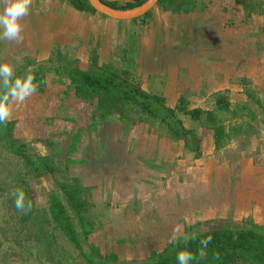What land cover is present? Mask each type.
<instances>
[{
	"label": "crops",
	"instance_id": "1",
	"mask_svg": "<svg viewBox=\"0 0 264 264\" xmlns=\"http://www.w3.org/2000/svg\"><path fill=\"white\" fill-rule=\"evenodd\" d=\"M105 1L117 11L136 9L124 10L134 0ZM242 1L165 0L157 3L145 18L125 21L98 12L78 11L69 0H33L30 14L22 21L24 43L18 47L0 40V54L7 47V56L13 57V61L16 57L17 64L25 60L29 65L32 62L38 65L50 61L60 49L62 57L72 60L82 70L88 69L95 56L101 67L132 73L145 92L164 97L172 109L184 97L190 109L215 111L214 95L223 92L233 109L237 104L251 103L246 91L264 99V0H246L249 9ZM50 73L53 72L46 71V81L38 92L48 100L57 99L71 86L66 78ZM72 93L75 96L73 89ZM50 106L53 115L49 116L56 117L59 109ZM91 112L92 122L84 126L68 117L63 122L68 135L78 137L73 146L80 153L68 152V148L67 152L71 158L85 163L74 167L78 168L79 176L93 178L92 194L103 190L102 180L98 179L102 173L94 171L93 159L105 156L114 165L120 155L130 161L123 172L118 170L119 175L131 177L132 171L139 173L140 179L134 177L132 182L131 177L129 184L119 179L108 189L126 196L143 189L147 201L144 215H150L148 224L154 231H166L169 226L179 224L185 230L212 220L232 221L237 225L252 219L264 226L263 127L252 137L247 150L241 152L235 172L223 156L239 151L237 140H230L216 150L213 135L207 131L202 154L194 158L195 165L190 167L188 161H176L183 150L182 142L159 137L149 128H144V134L141 130L134 133L136 142L125 138L120 141L108 129L91 134L88 128L100 117ZM258 114L262 116L260 110ZM184 119L188 123L185 126L191 128L189 119ZM9 121L15 119L11 117ZM240 122L228 120L227 130L229 124ZM35 124L30 121V131L34 134ZM15 134L17 137L16 126ZM175 162L190 167L186 174L168 168ZM164 176H168V182L163 180Z\"/></svg>",
	"mask_w": 264,
	"mask_h": 264
},
{
	"label": "trees",
	"instance_id": "2",
	"mask_svg": "<svg viewBox=\"0 0 264 264\" xmlns=\"http://www.w3.org/2000/svg\"><path fill=\"white\" fill-rule=\"evenodd\" d=\"M69 1L78 11L97 13L88 0ZM102 1L107 6L118 10L105 0ZM147 1L134 0L127 3L124 10L140 7ZM164 1L159 0L158 3H164ZM241 3L249 9L246 0ZM149 13L150 11L142 18ZM59 52L60 49L56 51V56L46 63L35 65L36 63L32 62L31 65H26L17 76L23 77L26 70L30 69L35 76L34 83L38 85L37 92L42 90L46 81V71L66 78L70 81L76 97L83 99L106 97L109 101L108 112L112 113L116 107H121L119 110L121 118L128 123L140 122L139 117H130L131 113L145 115L152 125L158 126L165 132L168 139L182 142L185 151L192 154L194 158L202 154L203 130L212 133L216 150L223 148L230 140H237L242 150L252 137L259 133V128L257 131L255 125L258 124L264 128V99H258L249 91H246V94L251 103L237 104L233 109L227 100L226 92L214 95L215 111L190 109V104L184 97L180 98L176 107L172 109L167 106L164 97L145 92L132 73L123 69L112 70L110 66L101 67L95 56L92 58L94 62L88 69L82 70L76 67L72 60L62 57ZM94 109L95 114L102 112L99 107ZM258 110L262 112L261 117ZM98 115L102 117L101 113ZM225 115L229 116L228 120L236 119L241 122L229 124L227 130ZM184 118L189 119L193 128L185 126ZM0 144L5 152L23 160L28 173L34 178L48 176L55 178L59 167L50 157L34 154L25 142L16 137L15 122L8 121L6 126L0 125ZM25 193L27 198L31 197L27 192ZM86 193L88 190L82 187L77 179L68 182L54 180L48 198L49 209L41 211L42 220H51L55 224V228L75 247L85 264H178L176 259L178 251L187 248L195 253L199 240L209 235L213 239L207 249V259L199 261V264H264V226L258 225L252 219H245L237 225L232 221L219 222L218 220L196 223L186 228L182 235L177 237V243L171 242L163 251L152 252L140 261L122 263L117 254L105 256L100 249L89 244L88 236L94 229V222L91 217L92 204ZM192 233L197 234V239L185 245L182 237ZM50 243L47 242L49 246ZM214 253H219V259H214Z\"/></svg>",
	"mask_w": 264,
	"mask_h": 264
},
{
	"label": "rangeland",
	"instance_id": "3",
	"mask_svg": "<svg viewBox=\"0 0 264 264\" xmlns=\"http://www.w3.org/2000/svg\"><path fill=\"white\" fill-rule=\"evenodd\" d=\"M7 54L8 48L4 47L1 51L0 63H10L16 76L23 71L26 65H29L25 60L22 64H17L18 59L14 57L13 61V57ZM50 74L53 75V73ZM72 89L73 87L68 85L57 99L51 98L50 100L37 92L24 104L14 108L12 118L15 119L17 137L25 142L34 154L53 159L59 170L55 178L50 176L34 178L28 173L23 160L5 152L0 144V264H85L79 252L55 228V224L51 220H42L41 214V211L49 209L48 198L53 181H73L78 176V168L74 166L85 164L68 155V152L72 151L77 154L80 151H75L73 146V142H78V137H71L68 135L69 130L64 129L67 117L74 119L78 125L84 126L92 122L91 111L99 107L102 112L98 114L101 113L102 117H96L95 124L88 128L91 134L93 131L108 129L109 133L120 141H124L125 138V141L134 140L136 142L134 133L141 130L144 134V128H149L151 133L159 137L166 136L165 132L158 126L152 125L145 115L131 113L130 117H139L140 122L128 123L121 118L119 113L121 107H116L112 113L108 112V98L96 96L80 100L73 95ZM44 90L48 92V89ZM51 104L53 109H59L55 114L56 117L49 116L52 114ZM225 116L227 117L225 122H227L229 116ZM31 120L36 122L37 139L36 134L30 131L32 130ZM260 126L255 125L257 131ZM115 131L116 135H114ZM202 132L206 135L207 130ZM249 144L250 142L242 150L239 144L240 152L235 151L223 156L230 162L233 171H238L237 164L242 158L241 152L246 151ZM122 146L126 148L125 145ZM189 156L190 154H187L183 147L176 161H188V165L194 167V156ZM219 159L221 160V157ZM189 166H180L175 162L168 168L172 167L176 172L181 173L187 171ZM181 176L187 179V176ZM168 179L166 176L163 180L168 182ZM106 187L104 186L103 190L98 193H86L92 204L91 217L94 222V229L88 236V242L91 246L100 249L103 255L108 256L115 253L122 263L140 261L152 252L163 251L171 243L174 232L176 237L184 232L181 224L169 226L168 230L162 232L150 228L148 224L150 215H144V203L146 204L147 201L144 200L143 189L126 196V193L120 195L110 192V189ZM17 188H22L31 196L27 199L32 201L33 208L26 214L18 212L14 206V197L11 193ZM151 216L154 217V214ZM26 217L27 220H25ZM218 221L224 222V220ZM147 227L150 228L148 231ZM47 242L51 245L49 246Z\"/></svg>",
	"mask_w": 264,
	"mask_h": 264
},
{
	"label": "clouds",
	"instance_id": "4",
	"mask_svg": "<svg viewBox=\"0 0 264 264\" xmlns=\"http://www.w3.org/2000/svg\"><path fill=\"white\" fill-rule=\"evenodd\" d=\"M33 0H0V40L21 46L24 43V27L22 23L30 14ZM35 76L31 70H26L23 77L16 76L14 68L10 63H0V125L6 126L13 115L14 106L18 107L25 103L31 96L37 93L38 85L34 83ZM11 195L14 197V206L18 212L28 213L33 208V203L27 199L22 188L15 189ZM185 245L189 241H195L197 234H185L182 237ZM209 235L199 240V246L195 253L187 248L181 249L176 254L178 264H199L206 260L208 246L212 242ZM172 243L178 239L173 235ZM214 259H219V253H214Z\"/></svg>",
	"mask_w": 264,
	"mask_h": 264
},
{
	"label": "water",
	"instance_id": "5",
	"mask_svg": "<svg viewBox=\"0 0 264 264\" xmlns=\"http://www.w3.org/2000/svg\"><path fill=\"white\" fill-rule=\"evenodd\" d=\"M158 1L159 0H148L144 5L138 7L134 10L117 11V10L107 6L106 4H104L102 0H88L89 4L101 15H105L107 17H110V18H113L116 20H125V21L137 19L139 17L144 16L147 12H149L158 3ZM99 155H100V153H98V156ZM127 159H129V158H127ZM127 159H124L122 156L120 157V155H118L116 162H115L116 164H114V165H112L107 160V158L105 156L93 159V161L95 160L94 163H92V166H95L94 171L96 173H99V172L102 173L101 174L102 176L98 177V179L102 180V187L103 188H104V186L112 187L113 183L115 181H118L119 179L123 183H126V184L130 183L131 177H132V182H133L134 177L137 179V181L140 179L139 173H137L138 175H136L132 171H131V177H130V174L125 175V176H121L122 174L119 175L118 170L123 172L125 165L127 163L129 164L128 161H130V160H127ZM97 164L99 166H97ZM76 179L80 182L82 187H84L88 190V193H92V189L94 188L95 184L92 183L90 180H92L93 178L85 179L82 175L81 176L78 175L76 177Z\"/></svg>",
	"mask_w": 264,
	"mask_h": 264
}]
</instances>
